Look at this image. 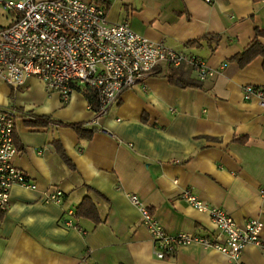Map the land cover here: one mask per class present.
I'll list each match as a JSON object with an SVG mask.
<instances>
[{
  "label": "crops",
  "instance_id": "1",
  "mask_svg": "<svg viewBox=\"0 0 264 264\" xmlns=\"http://www.w3.org/2000/svg\"><path fill=\"white\" fill-rule=\"evenodd\" d=\"M86 1L102 5L108 21H126L147 39L204 60L215 74L200 81L187 61H161L144 85L124 89L96 124L82 90L62 102L35 77L18 88L0 80V107L14 115L13 162L35 183L33 189L15 184L9 190L0 213V264H231L220 251L197 243L156 258L128 194L170 234L212 235L209 214L181 198L187 188L240 227L260 220L264 241V112L256 96L242 97L246 84L264 95L263 57L242 66L232 59L255 28L264 46V1ZM4 16L0 26L11 22L12 12ZM168 73L197 85L170 81ZM33 117L48 124L34 125ZM64 123L95 131L82 138ZM52 188L62 191L60 202L44 199ZM84 195L99 222L74 215ZM239 260L264 264V251L246 243Z\"/></svg>",
  "mask_w": 264,
  "mask_h": 264
},
{
  "label": "built area",
  "instance_id": "2",
  "mask_svg": "<svg viewBox=\"0 0 264 264\" xmlns=\"http://www.w3.org/2000/svg\"><path fill=\"white\" fill-rule=\"evenodd\" d=\"M0 6L12 12L11 22L0 26V80L18 88L26 78L35 77L47 92L57 93L62 102L76 90L90 89L97 99L92 124L117 102L124 89L139 83L144 85L145 77L161 61L173 65L187 61L200 81L215 74L204 60L151 41L134 32L126 21H108L104 7L93 2L0 0ZM252 95L258 98L264 112L263 92L250 84L244 85L243 99ZM13 131V112L0 107L1 210L8 206L11 186L35 187L34 181L13 162L17 152ZM259 193H264V187L259 188ZM180 196L209 214L214 228L212 235L186 231L170 234L135 194H128L139 210L141 223L149 231L151 251L156 258L170 256L179 245L190 243L220 251L231 264H241L239 258L246 243H253L264 251L260 220L251 218L240 227L224 209L205 204L189 189H183ZM61 198L59 188L46 191L44 196L45 200L55 202ZM65 223L71 224L69 220Z\"/></svg>",
  "mask_w": 264,
  "mask_h": 264
},
{
  "label": "trees",
  "instance_id": "3",
  "mask_svg": "<svg viewBox=\"0 0 264 264\" xmlns=\"http://www.w3.org/2000/svg\"><path fill=\"white\" fill-rule=\"evenodd\" d=\"M261 32L255 28V35L254 37L246 44V46L237 54H235L232 59L237 62L238 65L242 66L249 62L251 59H253L256 56H261L263 57V69H264V46L258 39V35ZM168 79L170 81H174L175 83L179 84H191V85H197L194 82H189V81H180L174 79L172 73L167 74ZM83 94L87 99L88 104L90 107L93 109L97 108V99H96V94L94 91L90 89L83 90ZM37 118V119H36ZM39 117H33V123L34 125H40V126H46L48 124V119L45 118L43 121H39ZM49 123L55 124V122L50 121ZM65 125H68L72 127V129L77 133L79 137L82 138H88L92 134L93 131H95L94 127H85L81 123H64ZM63 157L65 158L64 154L62 153ZM68 161V160H66ZM87 189H89L87 187ZM2 210H0V213ZM74 215L77 216H86L89 217L90 219L93 220L94 223H97L100 221V218L97 215L96 207L93 204L91 198L88 195H84L77 207L75 208ZM122 264V263H118Z\"/></svg>",
  "mask_w": 264,
  "mask_h": 264
},
{
  "label": "rangeland",
  "instance_id": "4",
  "mask_svg": "<svg viewBox=\"0 0 264 264\" xmlns=\"http://www.w3.org/2000/svg\"><path fill=\"white\" fill-rule=\"evenodd\" d=\"M4 12H6V10L2 9V7L0 6V25L5 24V22H6Z\"/></svg>",
  "mask_w": 264,
  "mask_h": 264
}]
</instances>
